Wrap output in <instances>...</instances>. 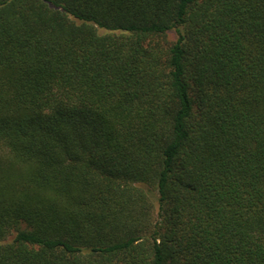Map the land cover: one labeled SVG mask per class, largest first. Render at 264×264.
<instances>
[{"label": "trees", "instance_id": "obj_1", "mask_svg": "<svg viewBox=\"0 0 264 264\" xmlns=\"http://www.w3.org/2000/svg\"><path fill=\"white\" fill-rule=\"evenodd\" d=\"M0 264H264V0H0Z\"/></svg>", "mask_w": 264, "mask_h": 264}]
</instances>
